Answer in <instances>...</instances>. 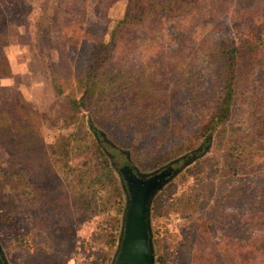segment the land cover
Wrapping results in <instances>:
<instances>
[{"label":"rangeland","instance_id":"1","mask_svg":"<svg viewBox=\"0 0 264 264\" xmlns=\"http://www.w3.org/2000/svg\"><path fill=\"white\" fill-rule=\"evenodd\" d=\"M202 3L205 14L197 20L182 19L186 34L168 39L157 50L147 42L151 38L149 22L148 28L140 25L125 37H112L117 21L126 14L127 0H0V243L11 264H109L124 201L111 182L101 179L99 157L93 148L95 128L104 141L124 150H112L114 158L109 159L119 188L120 164L128 162L140 172H149L202 147L199 144L163 160L176 149L184 133L172 137L158 129L163 135L159 138L151 129L133 149L135 116L126 105L111 101L117 86H121L122 95L130 88L133 94L138 92L134 80L145 83L138 76L150 69L149 60L159 61V65L164 62L169 72L166 82L171 80L178 87L185 63L206 59L209 70L204 74L206 87L200 109L202 119L209 117L207 112L213 109L224 83L222 63L213 49L222 35L240 42L264 24V0ZM179 23L173 30L165 26L157 29V37L163 42L168 34L177 35ZM99 41L110 49L107 64L100 67L97 77L101 82L94 87V96L82 105L76 78L91 67ZM40 61L48 62V71ZM260 87L264 86L256 85L257 90ZM140 88L153 94L163 89ZM165 94L168 105L159 115L162 122L174 116L179 103L178 93ZM152 137L155 140L149 139ZM213 146L214 135L205 144L207 152L164 186L167 191L158 203L155 200L164 188L154 197L151 217L156 264H190L192 257H184L187 251L193 253L190 248L174 255L165 249L160 256L156 230L160 237L166 229L182 237L183 221L174 213L173 199L194 185L188 169L212 155ZM79 180L96 187L95 196H80ZM190 244L195 246L194 241Z\"/></svg>","mask_w":264,"mask_h":264},{"label":"trees","instance_id":"2","mask_svg":"<svg viewBox=\"0 0 264 264\" xmlns=\"http://www.w3.org/2000/svg\"><path fill=\"white\" fill-rule=\"evenodd\" d=\"M203 8L202 0H127L126 14L117 21L112 37H125L140 25L148 28L149 22L147 32L150 31L151 38L148 37L147 42L159 50L168 43V39L179 34L184 36L186 30L182 28V19L197 20ZM177 22H180L177 35L168 34L162 42L157 37V29L165 26L173 30ZM221 37L213 50L222 63L224 83L212 104L213 109L207 112L208 118H201L200 109L204 104L201 96L206 87L204 74L209 70L206 59L185 63L183 72L179 74L178 87L171 80L166 82V73L169 72L165 70L168 66L164 62L161 63L163 66L159 61L149 60L147 65L150 69L138 76L147 84L134 80L138 92L133 94L130 88L125 95L120 92L121 86H117L111 101L116 105H126L135 116L130 144L133 149L139 147L140 139H145V133L151 129L156 130L159 138L163 136L159 130L172 137L184 133L176 149L165 155L163 160L199 144L204 148L214 135L213 154L199 159L188 169L194 176V185L173 199L174 213L183 221L180 224L184 227L183 235L179 237L178 233L166 229L164 236L160 237V231L156 230L159 255L163 256L165 249H170L174 255L182 248H190L193 253L190 250L184 255L185 258L192 257L190 264H239L237 260L242 264H264V87L256 88L259 84L264 86V24L240 42H233L225 35ZM94 51L91 67L76 78L82 105L86 104L87 98L94 96V87L98 81L101 82L97 75L101 73L103 63L107 64L110 49L99 41ZM40 63L48 71V62ZM141 85L163 89L153 94L141 89ZM131 86L130 83L127 87ZM165 93H178L175 97L179 103L175 104L178 107L174 116L164 118L162 122L159 115L168 105ZM160 95L162 98H158ZM240 107L243 113L237 116ZM94 134L93 148L99 157L101 179L111 182L125 203L126 197L122 196V188L120 186V190L109 163L114 155L112 150H124L107 139L104 141L105 137L96 128ZM149 139L155 140V137ZM89 179L96 181L92 177ZM78 184L81 185L80 196L86 193L88 197L95 196L96 187L87 181L79 180ZM166 191L167 188L161 191L155 203ZM123 208L124 204L121 211ZM203 236L205 241H202ZM193 241L195 246L190 244Z\"/></svg>","mask_w":264,"mask_h":264},{"label":"water","instance_id":"3","mask_svg":"<svg viewBox=\"0 0 264 264\" xmlns=\"http://www.w3.org/2000/svg\"><path fill=\"white\" fill-rule=\"evenodd\" d=\"M207 149L196 148L190 155L178 156L149 172H140L133 166L137 170L134 172L128 162L120 165L117 173L126 198L109 264H156L151 217L154 197L182 168L204 155ZM181 160H184L182 165L179 164ZM0 264H11L1 243Z\"/></svg>","mask_w":264,"mask_h":264},{"label":"flooded vegetation","instance_id":"4","mask_svg":"<svg viewBox=\"0 0 264 264\" xmlns=\"http://www.w3.org/2000/svg\"><path fill=\"white\" fill-rule=\"evenodd\" d=\"M112 158H114V155H112ZM115 165L117 166V164H116V163H115ZM118 165H119V164H118ZM120 165H121V164H120ZM120 165H119V166H117V167L119 168V167H120ZM130 167H131V164H130ZM133 171H134V172H136V170H134V169H133ZM124 183L126 184L125 180H124Z\"/></svg>","mask_w":264,"mask_h":264}]
</instances>
